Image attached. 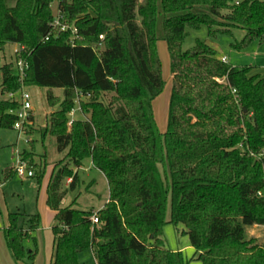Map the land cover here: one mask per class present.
Wrapping results in <instances>:
<instances>
[{"label":"trees","instance_id":"trees-1","mask_svg":"<svg viewBox=\"0 0 264 264\" xmlns=\"http://www.w3.org/2000/svg\"><path fill=\"white\" fill-rule=\"evenodd\" d=\"M14 1L0 0V97L21 86L13 65L3 63L6 46L21 44L25 86L47 89L53 109L45 136L56 138L58 153L68 152L47 188V206L56 212L53 264H80L87 249L97 264H189L183 252L166 248L167 224L184 228L201 264H264V245L246 235L264 226V78L253 67L223 63L203 41L183 50L188 30L203 26L212 39L245 31L238 50L264 44V0H71L61 11L62 22L78 31L73 42L71 30L51 26L55 0ZM160 42L172 75L166 133L153 109L167 84ZM77 105L83 119L70 120ZM17 108L0 99V127L14 129L9 112ZM86 160L109 188L96 213L75 209V201L62 208ZM32 167L41 185L45 157ZM14 173L7 170L5 181ZM21 216L10 214L4 236L17 261L32 262L24 243L41 218L30 216L24 230Z\"/></svg>","mask_w":264,"mask_h":264},{"label":"rangeland","instance_id":"rangeland-1","mask_svg":"<svg viewBox=\"0 0 264 264\" xmlns=\"http://www.w3.org/2000/svg\"><path fill=\"white\" fill-rule=\"evenodd\" d=\"M12 6L14 0H7ZM247 33L241 29H232L231 33L220 34L217 38L209 37V30L203 26L200 30H188V36L183 44L184 51H192L198 40L207 43L218 52L219 57H226L229 64L234 67H257L264 78V44L253 43L250 47L242 50L235 48L245 38ZM6 51H10L7 48ZM159 53L163 64V75L167 82L162 94L153 102V109L157 125L161 133H166L168 128L169 102L172 91V75L170 73V58L167 45L159 43ZM10 60L8 54L3 56V63ZM36 123L23 135L14 129L0 127V264H50L54 247L52 225L55 224L56 215L49 209L46 203V193H38L40 190L37 177L22 178L16 172L5 181L7 170L16 168L21 154L31 153L25 160L27 170H35L32 165L41 163L45 157L48 164L47 172L43 181H46L52 168L64 160L67 151L58 153L56 138L46 129L50 125V116L53 109L47 100V89L30 88ZM56 97L62 98L63 91L54 89ZM109 96L104 102L109 100ZM75 115V117H73ZM79 105L70 120H82ZM42 157V158H41ZM22 158V157H21ZM30 165V166H29ZM161 171L163 168L161 167ZM80 186L75 192L67 195L63 207H68L76 202L75 209L84 212H98L105 207L109 200V188L107 180L102 172L90 165V160L84 162V167L79 171ZM43 183V182H42ZM67 184V183H66ZM65 184V187H66ZM10 214H20L18 227L27 230L30 226V216L40 215V227L33 233L32 239L25 241L27 253L35 254L31 262L28 258L17 261L8 248L4 236V230L10 224ZM171 220L170 202L167 208L166 221ZM182 226L175 227L167 224L164 228L163 239L166 248L172 251L183 252L189 264H201L196 257L195 250L191 247L188 236L183 234ZM247 239H255L259 245H264V226H252L247 228ZM80 264H97L91 249L85 250L79 256Z\"/></svg>","mask_w":264,"mask_h":264},{"label":"built area","instance_id":"built-area-1","mask_svg":"<svg viewBox=\"0 0 264 264\" xmlns=\"http://www.w3.org/2000/svg\"><path fill=\"white\" fill-rule=\"evenodd\" d=\"M69 3L71 0H55L51 8L54 12V21L51 24L53 30H59L60 32H66L68 30L72 31L71 42L75 41V37L78 34L77 29L69 26L67 23L62 22V11L61 5L62 3ZM103 40V37H100ZM46 40H49L47 37ZM10 48V51H5V54H8L10 60L7 61L8 64L13 65L14 73L18 78L19 83L21 84L19 90L17 92H12L7 94L4 97H0V99L8 100L18 104V108L15 110H11L9 113L16 117V122L14 125V130H16L19 135H23L24 132H27L33 126V114L34 107L32 102V95L29 92V88L25 86V78L26 71L28 70V63L24 60L23 54L26 52V48L17 43H10L6 46V49ZM223 63H228L226 58H221ZM74 114V113H73ZM72 122L69 123L71 126ZM15 172L22 178H33L34 172L27 170V164L24 160H22L21 156L18 161V165L15 168ZM71 180H68L70 183ZM262 196V193L258 194ZM91 221L94 225L99 224V218L95 215L91 218Z\"/></svg>","mask_w":264,"mask_h":264},{"label":"crops","instance_id":"crops-1","mask_svg":"<svg viewBox=\"0 0 264 264\" xmlns=\"http://www.w3.org/2000/svg\"><path fill=\"white\" fill-rule=\"evenodd\" d=\"M219 58H226V57H219ZM227 62H228V60H227ZM229 63V62H228ZM253 68H255L254 69V73L255 74H259V75H261V77L263 78V76H262V74L259 72V69L257 68V67H253ZM32 88H35V87H32ZM37 88V87H36ZM30 89V88H29ZM34 116H33V124L34 123H36V118H35V114H33ZM73 117H75V115L73 116ZM90 165L93 167V165H92V162H91V160H90ZM50 169L52 168V171H51V175H52V172H53V169H54V166H51V167H49ZM15 169V168H14ZM80 170H82V169H80ZM79 170V171H80ZM51 175H50V177H51ZM50 177L46 180V181H43V183H42V186L40 187V190H39V192L38 193H42V192H45L46 193V203H47V188H48V184H49V181H50ZM34 178V177H33ZM71 183V182H70ZM70 183H68L67 182V184H66V187H68L69 186V184ZM66 199V198H65ZM65 199H64V201H63V203H62V208H64L63 207V204H64V202H65ZM109 201V200H108ZM108 201H107V203H108ZM106 203V204H107ZM103 209V208H102ZM54 212V211H53ZM54 214L56 215V212H54ZM55 225V224H54ZM54 225H52V228H53V226ZM53 240H54V236H53ZM53 260H54V247H53V251H52V256H51V261H50V264H53Z\"/></svg>","mask_w":264,"mask_h":264}]
</instances>
